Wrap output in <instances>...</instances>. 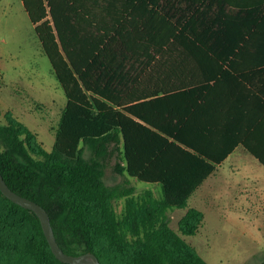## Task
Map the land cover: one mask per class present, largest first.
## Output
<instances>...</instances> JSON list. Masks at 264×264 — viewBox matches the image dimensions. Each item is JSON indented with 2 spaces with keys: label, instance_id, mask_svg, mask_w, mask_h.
<instances>
[{
  "label": "trees",
  "instance_id": "trees-1",
  "mask_svg": "<svg viewBox=\"0 0 264 264\" xmlns=\"http://www.w3.org/2000/svg\"><path fill=\"white\" fill-rule=\"evenodd\" d=\"M22 2L67 103L52 151L21 122L0 123V171L13 190L47 209L66 252L91 250L104 264H121L97 246L94 230L95 208L119 195L106 181L112 158H116L117 173L158 184L166 206H183L225 156L206 155L188 145L180 131L142 114L136 93L110 89L112 83L106 77L110 73L106 60L110 42H105L106 34L95 39L90 29L75 24L74 0ZM262 33L264 14L259 15L251 36ZM263 48L259 45V50ZM94 73L98 77L93 78ZM115 75L114 80L120 83V74ZM199 214L197 209L186 213L181 222L184 233H195L191 219ZM0 223L33 225V242L27 249L39 264H71L53 253L38 215L12 201L1 188ZM137 225L141 231L133 234L135 264H209L168 228L167 216L158 221L152 216L141 217ZM112 238L118 243L115 235Z\"/></svg>",
  "mask_w": 264,
  "mask_h": 264
},
{
  "label": "crops",
  "instance_id": "crops-1",
  "mask_svg": "<svg viewBox=\"0 0 264 264\" xmlns=\"http://www.w3.org/2000/svg\"><path fill=\"white\" fill-rule=\"evenodd\" d=\"M74 5L75 24L110 42V89L136 93L142 114L225 156L192 196L239 199L244 214H264V34L251 36L264 0Z\"/></svg>",
  "mask_w": 264,
  "mask_h": 264
},
{
  "label": "rangeland",
  "instance_id": "rangeland-1",
  "mask_svg": "<svg viewBox=\"0 0 264 264\" xmlns=\"http://www.w3.org/2000/svg\"><path fill=\"white\" fill-rule=\"evenodd\" d=\"M67 96L22 0H0V123L13 120L31 130L52 151ZM113 157L106 181L119 195L95 208L97 246L121 264L133 261L134 236L141 217L155 221L167 216L168 228L209 264H261L264 259V214L242 212L239 199H201L191 196L183 206H166L162 187L115 171ZM134 187L132 192L129 188ZM190 209L194 234L181 230ZM11 219L14 221L13 216ZM118 239L114 242L112 236ZM32 224L0 223V264H39L27 249L33 242ZM138 237V236H137Z\"/></svg>",
  "mask_w": 264,
  "mask_h": 264
},
{
  "label": "water",
  "instance_id": "water-1",
  "mask_svg": "<svg viewBox=\"0 0 264 264\" xmlns=\"http://www.w3.org/2000/svg\"><path fill=\"white\" fill-rule=\"evenodd\" d=\"M0 188L2 192L12 201L22 205L23 207L33 210L39 217L44 233L48 239L53 253L61 261L71 264H104L99 256L94 251H87L80 254H72L66 252L57 240L51 217L47 209L36 200L22 195L13 190L6 182L3 174L0 171Z\"/></svg>",
  "mask_w": 264,
  "mask_h": 264
}]
</instances>
